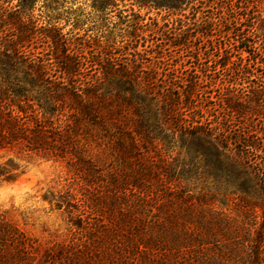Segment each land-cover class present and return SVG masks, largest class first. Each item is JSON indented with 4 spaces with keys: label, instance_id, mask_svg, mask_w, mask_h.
I'll return each mask as SVG.
<instances>
[{
    "label": "trees",
    "instance_id": "obj_1",
    "mask_svg": "<svg viewBox=\"0 0 264 264\" xmlns=\"http://www.w3.org/2000/svg\"><path fill=\"white\" fill-rule=\"evenodd\" d=\"M90 1L61 26L50 7L0 0V151L74 180L43 197L69 241L42 245L0 216V264H264L244 248L262 239L226 212L247 185L264 189V0ZM110 13L112 26L85 27ZM15 170L0 164V184Z\"/></svg>",
    "mask_w": 264,
    "mask_h": 264
},
{
    "label": "rangeland",
    "instance_id": "obj_2",
    "mask_svg": "<svg viewBox=\"0 0 264 264\" xmlns=\"http://www.w3.org/2000/svg\"><path fill=\"white\" fill-rule=\"evenodd\" d=\"M29 2L35 5L34 14L36 15L43 14L47 7H50L51 15L61 14V26L66 23L65 19L70 18L73 22V19L81 15L90 16L93 10L91 7L92 1L90 0H29ZM128 7L131 6L128 4ZM120 8L125 9L122 6ZM257 10H260L264 17V9ZM135 11H137V7H135ZM140 14L147 23H155L158 26L168 23L169 28L176 26L173 19L175 20V17H179L175 16L171 19L166 11L149 8H143ZM115 15L117 13H110L109 16L101 15V20L100 18H92L86 21L87 25L85 27H98L100 23L104 24V26H112L110 22L115 23L118 20ZM69 28L72 27L66 25L65 31ZM8 159L13 161L16 170L13 172V181H3L0 184V216H4L17 224L22 230L26 231L28 236L36 239L42 245L46 246L56 241H69L71 234L65 212L63 210H52L49 202L43 199L44 195L48 196L51 193L63 194L68 190L69 185L74 182L66 166L59 162H47V160L37 156L0 151V164L5 163ZM249 159L252 164L258 160L253 153H250ZM256 169L254 164L249 169L251 173H248V175L252 184L256 181H254L255 175H258ZM72 187L78 190L75 184ZM241 195L246 198L247 203H241L236 207L230 200L227 202L228 211L226 212L233 208L235 219L231 222L240 226V234L251 232L252 236H257V241L262 239L260 245H256V242L244 243L245 250L251 252L260 246L259 249L264 251V233L255 229L261 224L260 215L264 209V189L258 185L255 190V188L252 189V187L247 185ZM251 203L252 205L253 203H261L262 208L255 209ZM241 210L247 213L244 215ZM234 229L238 230L235 226H229V230L233 231ZM221 246L224 248L225 244L221 243Z\"/></svg>",
    "mask_w": 264,
    "mask_h": 264
}]
</instances>
